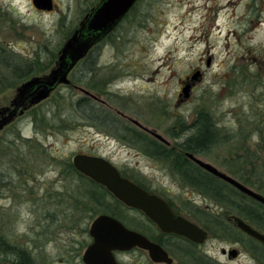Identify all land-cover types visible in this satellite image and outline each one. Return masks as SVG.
<instances>
[{
  "label": "rangeland",
  "instance_id": "rangeland-1",
  "mask_svg": "<svg viewBox=\"0 0 264 264\" xmlns=\"http://www.w3.org/2000/svg\"><path fill=\"white\" fill-rule=\"evenodd\" d=\"M99 1L52 0L51 11H39L31 0H0V49L12 62L37 59L38 68H47L34 76H43ZM92 50L93 81L85 76L88 85L71 81L74 71L80 73L77 64L69 85L58 86L33 107L46 116V124L33 123L29 110L0 131V236L26 250L34 264H81L92 220L102 208L120 213L110 198L101 206L89 202L85 180L66 174V163L76 154L108 160L175 205L186 204L189 197L202 207L219 209L197 191L191 193L167 162L145 154L133 134L150 139L128 118L172 143L178 119L190 126L197 111L210 113L221 144L198 158L234 179L239 171L247 172L264 188V0H138L129 18ZM5 62L0 60V81L6 85L0 86V108L9 105L23 82L7 87L17 83ZM197 69L202 75L191 80ZM92 85L97 91L88 87ZM81 90L95 96L94 102L119 125L110 128L91 122L88 115L82 118L72 106L87 96ZM120 214L128 223L129 213ZM235 239L240 253L228 260L220 249L231 248ZM206 247L225 264H264L263 253H256L261 249L235 230L225 234L215 229ZM116 258L129 264L127 253ZM0 264H15V257L0 248ZM131 264L151 263L136 251Z\"/></svg>",
  "mask_w": 264,
  "mask_h": 264
},
{
  "label": "water",
  "instance_id": "water-1",
  "mask_svg": "<svg viewBox=\"0 0 264 264\" xmlns=\"http://www.w3.org/2000/svg\"><path fill=\"white\" fill-rule=\"evenodd\" d=\"M32 5L39 11H51L52 0H31ZM138 0H100L99 3L87 13L79 22L77 28L65 40L59 49L54 65L43 76H32L23 81L15 89L14 96L9 105L0 109V131L9 125L24 111L36 107L47 100L52 92L60 85H69L70 72L81 62L92 48L104 40L131 11ZM209 63H207V66ZM200 77V72H195L191 80ZM190 85L182 89L184 98L189 96ZM85 95L95 98L85 90ZM133 124L142 126L135 120ZM156 139L165 142L157 133H151ZM188 157L202 170L232 186L241 194L264 206V196L243 185L231 176L219 171L211 164L187 154ZM71 163L77 172L104 187L118 202L127 208L141 211L157 227L168 233L184 236L189 240L202 243L207 233L188 222L176 217L169 206L159 197L121 177L117 168L102 157L86 154H76L71 158ZM236 227L249 238L264 246V233L256 230L238 217H232ZM91 239L90 244L84 249L82 262L84 264H118L114 257L115 252H127L139 248L148 253L154 263L170 264L171 259L158 245L150 242L144 236L130 231L115 218L101 214L95 217L88 229ZM222 254L227 253L225 249ZM232 258L237 251H228Z\"/></svg>",
  "mask_w": 264,
  "mask_h": 264
},
{
  "label": "trees",
  "instance_id": "trees-1",
  "mask_svg": "<svg viewBox=\"0 0 264 264\" xmlns=\"http://www.w3.org/2000/svg\"><path fill=\"white\" fill-rule=\"evenodd\" d=\"M131 11L125 16V18H129V16L131 15ZM116 28L114 30H116ZM0 56H2L0 57L1 61H5V59L7 60V62H5L6 63L5 68L6 70L9 71V77H11V79L15 78V83H17V84L7 83L9 84L7 87L10 88H14L20 82L29 79L30 77L38 74L39 72L45 71L47 68L45 66H43L42 68H38L40 64L37 59L32 60L31 62L29 61V63L26 62L25 60L12 62L11 58H7L4 52L1 51V49H0ZM54 60H56V58ZM52 63H54L53 60L50 61L49 64ZM94 63H95V57L93 56V50H91L87 54V56L81 62L78 63L77 71L80 73L76 74V72L74 71L70 76L71 81L88 85L89 81L86 82L88 78L86 79L85 77H89V80L93 81L94 78L93 72L95 70ZM0 83H1L0 86L1 85L6 86L5 84H3L5 82H3L2 79ZM88 87L91 88L93 91H97V89L94 88L93 85ZM2 90L3 89L1 87V91ZM72 106L82 118L85 119L86 116L88 115L89 120L98 125H105L106 127L108 126L110 128L115 127L114 126L115 124L119 125V122L116 120V118H114L111 114L107 113L101 106L96 104L93 99L87 96H83L76 99L72 103ZM33 109L34 108L30 110L31 111L30 115H32L33 123L46 124L45 123L47 119V118L45 119L46 116L44 114L39 115L35 113V110ZM106 124H109L110 126ZM176 125L179 126L181 132H186L189 129H194L191 135L188 138H186L182 144L178 146L184 152L204 156L212 149V147L221 144L218 138L220 134V129L218 128V124L212 118L211 114L206 111H202V110L197 111L195 119L190 126H186L185 122H182L180 119L176 121ZM115 133L119 135L118 132ZM170 135L172 137L174 136V138L177 137V135L173 134L172 132L170 133ZM133 142L137 143L138 145L140 144L143 147L142 150L145 154H149L152 157H155L159 161L167 162L170 166L172 173L185 186L195 189L197 192L209 198L217 205H222L225 207L229 206L230 207L229 213L230 211L233 212L234 214L240 216L244 221L252 225L256 230L264 233V206L248 198L247 196L241 194L232 186L212 176L211 174L205 172L195 164L189 162L181 154L180 155L175 154L178 157V158L176 157L177 159L175 160L174 156L170 153V151H166L167 150L166 148L154 144L152 141L145 139L144 137L140 136L137 133L133 134ZM244 159L246 161L249 158L247 157L246 159V156H244ZM248 165L252 170L254 169L252 164H248ZM66 169H67L66 174L68 173L72 175L77 174L81 180L83 179L82 181L85 180L84 182L87 183L88 188L85 191L84 197H86L89 200V202L93 203L94 205L101 206L104 200L106 201L109 200L111 196L110 193L104 187L100 186L99 184H96L95 182L91 181L90 179L86 178L85 176L77 172L70 161L66 163ZM234 176L236 177L237 181H239L245 186L253 188L257 193L262 194L264 196V193L261 192V189L263 187L260 186L257 181L253 180L250 176H248L247 172L239 171L238 173L234 174ZM114 203L115 204L113 208L119 209V212L121 213L123 205L116 200ZM120 213H116L113 209H108V208L105 209L102 208V212H101V214H107L122 221L123 218L121 217ZM196 220L211 234L215 232V229H218V231H222L225 234H228L229 232H233L234 230L232 227H228V226L225 228V226L228 224H222V223L215 225L212 224V222H209L207 219L203 217L202 213H199L198 217H196ZM222 226H224V228ZM236 232L240 236H243L247 240L249 239L251 242L255 243L257 247L261 249V252H256V253L259 254L263 253L264 255V246H262L261 244L254 241L251 238L245 237L244 235L240 234L238 231ZM0 248L3 249V252L5 253L20 256L22 258L23 264L33 263L30 254L26 250L8 245L1 238V236H0ZM252 251L255 253V250Z\"/></svg>",
  "mask_w": 264,
  "mask_h": 264
},
{
  "label": "flooded vegetation",
  "instance_id": "flooded-vegetation-1",
  "mask_svg": "<svg viewBox=\"0 0 264 264\" xmlns=\"http://www.w3.org/2000/svg\"><path fill=\"white\" fill-rule=\"evenodd\" d=\"M197 71L200 72L201 75H202V71L200 69H197ZM91 99L96 101L95 98L91 97ZM31 109H28L27 111H29ZM27 111H24V113L25 112L27 113ZM18 117L19 116H17L9 125L4 127L1 131L5 130V128H7L8 126L12 125L14 123V121ZM128 120H129V122L131 124V122H132L131 118H128ZM132 124H133V122H132ZM133 125H135V124H133ZM135 126L138 129L142 130L143 134L145 133L146 137H148L150 139V141H152L154 144H156V145H158L160 147L166 148L167 149L166 151H170V153L174 156L175 160L178 158L175 154H177V155L181 154L189 162L195 164L188 157L187 154H191V155H193V156H195L197 158L199 156H201V155H197V154L184 152L178 147L180 144H182L184 142V140L186 138H188L191 135L188 132L190 130L193 131L194 129H189L186 132H181V130L179 128L178 131H177V137L173 139L172 136H171V140H172V143H171L170 141H167V140H165V142L159 141L158 139H156L151 134L153 131L148 130L147 128H145L143 126H142V128L138 127L137 125H135ZM167 138H170V137H167ZM164 151H165V149H164ZM117 170L119 171L121 177H124V178L128 179L129 181L135 183L136 185H138L139 187H141L142 189L147 191L149 194H153V195L159 197L161 200H163L169 206V208H170V210H171V212L173 213L174 216L181 217V218L187 220L188 222L196 225L197 227H199L200 229H202L203 231H205L207 233V237L202 243L193 242V241L189 240L188 238H186L184 236H180V235H176L174 233H168V232H164V231L160 230L155 223H153L148 217L145 216L144 213H142L141 211H138L136 209L127 208V207H125L122 204L123 205L122 210H124V211L129 213L128 223L125 222V220H124L125 218L122 221L117 219V218H115V217H113V218L118 220L124 227H126L130 231H134V232L144 236L150 242H152V243L158 245L159 247H161V249L167 254V257L171 259V263L170 264H225V263H222L221 261H219L218 258L213 254V252L210 251V249L206 247L208 236H209V232L196 220V217H198L199 213H202L203 217L205 219H207L209 222H212V224H214V223L218 224V222H221V221H222L221 223H224L223 219H225L226 223H224V224L231 225L234 228L235 231H238L240 234L244 235L245 237H248L244 233H242L240 230L237 229L236 224H235L234 220L232 219V217H238L241 220H243V219L240 216L236 215V214H230L229 213V209H230L229 206L225 207V206H222V205L215 204V206L219 207V209L218 210H212V208H211L212 206L204 205L202 207L197 202H195L194 200L189 199V197H187L186 204H184V205H182V204L175 205L168 198H166V196L154 192L153 190L145 187L144 185H142L138 181H135L131 176H128V175H125V174L121 173L119 169H117ZM2 176L3 175L1 174L0 175V180H4V177H2ZM186 187H188V186H186ZM188 188L190 189L191 193L196 191L195 189H193L191 187H188ZM199 195H200V193H199ZM202 196L205 198L204 195H202ZM110 199L113 202H115V200H116L112 195L110 196ZM131 212L134 214V220L133 219L131 220ZM105 215H107V214H105ZM244 222H246V221H244ZM246 223L249 224L248 222H246ZM250 226H252V225H250ZM88 236H89V234H88ZM241 237H243V236H241ZM238 243H239L238 240H234L233 243H232L234 245L231 246V248H228V249L221 248L220 249L221 256L226 257L228 260L236 259L240 252H239V250L237 248H234V246L238 245ZM222 249H225L227 251V253L222 254L221 253ZM230 250H236L237 251V254H236L235 258H232L229 255L228 251H230ZM136 251L143 253L147 257V259L149 260V262L151 264H166V263H154V262H152L150 260L149 256H148V253L146 251H144V250L139 249V248H133L132 250L130 249L127 252H115L114 253V257L116 259V262L118 264H120L119 261L116 258L117 253H127L129 255V264H131V252H136ZM10 255L15 257V264H23L22 258L20 256H16V255H13V254H10ZM32 264H34V263H32ZM81 264H84L82 262V259H81Z\"/></svg>",
  "mask_w": 264,
  "mask_h": 264
}]
</instances>
